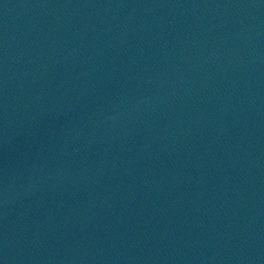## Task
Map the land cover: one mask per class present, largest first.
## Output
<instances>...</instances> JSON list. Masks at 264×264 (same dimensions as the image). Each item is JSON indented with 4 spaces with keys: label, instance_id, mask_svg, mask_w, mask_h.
Segmentation results:
<instances>
[{
    "label": "water",
    "instance_id": "water-1",
    "mask_svg": "<svg viewBox=\"0 0 264 264\" xmlns=\"http://www.w3.org/2000/svg\"><path fill=\"white\" fill-rule=\"evenodd\" d=\"M0 264H264V0H0Z\"/></svg>",
    "mask_w": 264,
    "mask_h": 264
}]
</instances>
